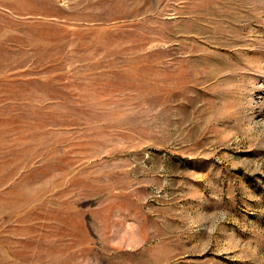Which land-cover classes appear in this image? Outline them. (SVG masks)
<instances>
[{"label":"rangeland","instance_id":"obj_1","mask_svg":"<svg viewBox=\"0 0 264 264\" xmlns=\"http://www.w3.org/2000/svg\"><path fill=\"white\" fill-rule=\"evenodd\" d=\"M0 264H264V0H0Z\"/></svg>","mask_w":264,"mask_h":264}]
</instances>
